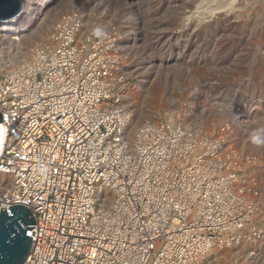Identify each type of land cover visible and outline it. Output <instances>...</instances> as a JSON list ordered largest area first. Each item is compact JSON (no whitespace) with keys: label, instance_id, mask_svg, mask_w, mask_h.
<instances>
[{"label":"built area","instance_id":"built-area-1","mask_svg":"<svg viewBox=\"0 0 264 264\" xmlns=\"http://www.w3.org/2000/svg\"><path fill=\"white\" fill-rule=\"evenodd\" d=\"M72 21L61 18L27 63L0 72V208L21 205L33 217L23 264H189L216 243L207 229L239 220L218 194L221 165L209 168L199 148L197 170L193 146H176L181 132L166 148L146 127L128 147L113 76L103 83L110 51H99L94 32L77 43Z\"/></svg>","mask_w":264,"mask_h":264},{"label":"rangeland","instance_id":"rangeland-1","mask_svg":"<svg viewBox=\"0 0 264 264\" xmlns=\"http://www.w3.org/2000/svg\"><path fill=\"white\" fill-rule=\"evenodd\" d=\"M223 1L184 7L180 0H55L41 22L46 38L33 40L29 49L47 43L61 18L79 23L77 43L94 32L99 51H110L112 74H104L103 83L113 76V105L126 118L127 146L134 147L146 127L166 148L174 147L170 132H181L176 146L200 148L209 168L220 164L223 178L230 176L224 187L235 176L224 212L233 215L234 205L239 220L222 225L227 230L219 234L207 229L217 255L197 263L264 264V9L254 18L248 13L239 18L222 8ZM18 50L12 59L4 55L10 62L0 72L32 58L33 52ZM197 155L189 159L201 171ZM190 220L186 226L196 219Z\"/></svg>","mask_w":264,"mask_h":264},{"label":"bare ground","instance_id":"bare-ground-1","mask_svg":"<svg viewBox=\"0 0 264 264\" xmlns=\"http://www.w3.org/2000/svg\"><path fill=\"white\" fill-rule=\"evenodd\" d=\"M54 1L55 0H38V2H37V0H23V10H22L21 15L18 16L17 18H14L13 20H11L9 22L4 21V22L0 23V57H1L0 58V67L1 66L6 67V63L10 62L9 58L7 61L5 59L4 55H6V57H10L12 59L13 58V51L18 50V49L20 51H24L26 54H31L33 52V49H29L30 45L34 41L35 42L38 41L39 43L43 42L42 38L43 39L46 38V32H45L46 28H44L42 26L41 22L44 19V16H46L52 10V7L50 8V6L53 4ZM99 1L103 2V0H99ZM105 1L109 2L111 0H105ZM112 1L120 3V2H123L125 0H112ZM196 1L198 2L201 0H180V2L182 4L181 6H184V7L189 5V4H192L193 2H196ZM222 3H223L222 8L225 7L227 12L230 11V13L232 15H234V16L236 15V17H239V18H241L245 13H248L250 18L251 17L254 18V17H256V13L258 10L261 9L263 11V9H264V0H224ZM250 21L252 22L253 19H251ZM30 27H33V28H30ZM114 41H115V43L117 42L116 45L118 46L119 45V39L115 38ZM36 47L38 48V46H36ZM99 49H101V48H99ZM14 54H16V53H14ZM16 56H17V54H16ZM131 132H132V128H129L128 136L132 135ZM4 135H5V129H4L3 125L0 124V153H1L2 147H3ZM132 137H133V135H132ZM132 137H130V138H132ZM195 149H197L196 146H193V148L190 151L191 152V155L189 156L190 158L195 159V156L193 154V152H194L193 150H195ZM229 177L230 176H228L226 178V181L229 179ZM234 178H235V176L233 175V180L231 181V185L226 186V188L228 187L227 190L222 191V189H223L222 188L221 190L219 189V191H218L219 196L222 197V200L224 199L223 201H226L227 193H230L231 188L234 187L233 186ZM2 179H4V177L0 178V180H2ZM189 183H191V182H189ZM200 183H201V181L197 185L198 189L200 188L199 187ZM226 183L228 184V182H226ZM213 185H214V182H211L209 187H211ZM209 189H211V188H209ZM103 191H104V194H106L107 198H108V195H109V199H111L113 197V192L108 191V189H105ZM199 194H201V193H199ZM244 199H245V197H244ZM240 217H243V216L241 215ZM213 246H211L209 249L208 248L207 249H201V251H199L198 253L193 252V255L190 258V260H192L191 264H198L197 262L200 261L202 258H211V257L213 258V256L217 255L218 246H215V247H213Z\"/></svg>","mask_w":264,"mask_h":264},{"label":"water","instance_id":"water-1","mask_svg":"<svg viewBox=\"0 0 264 264\" xmlns=\"http://www.w3.org/2000/svg\"><path fill=\"white\" fill-rule=\"evenodd\" d=\"M22 10L23 0H0V23L17 18ZM32 228L34 220L26 207L0 208V264H23L34 241L27 235Z\"/></svg>","mask_w":264,"mask_h":264}]
</instances>
